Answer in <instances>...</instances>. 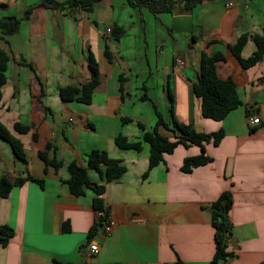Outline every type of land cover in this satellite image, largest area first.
Instances as JSON below:
<instances>
[{"label":"crops","instance_id":"crops-1","mask_svg":"<svg viewBox=\"0 0 264 264\" xmlns=\"http://www.w3.org/2000/svg\"><path fill=\"white\" fill-rule=\"evenodd\" d=\"M173 1L171 11L154 13L129 0H99L89 10L0 0V21L20 18L15 31L9 24L7 31L0 28V49L9 57L0 121L26 154L21 160L0 138V179L24 178L0 196V225L14 230L7 244L0 243V264H213L210 205L226 190L233 195L228 242L234 256L220 264H264V125L248 123L251 115L264 121V55L245 68L229 47L248 34L241 56L256 50L254 36H264V0H203L191 8ZM203 50L224 54L217 74L236 83L242 100L222 120L203 116L192 89ZM90 52L100 69L92 101H63L62 87L89 79ZM177 58L184 64L174 68ZM155 106L170 124L160 126L164 135L173 136V118L199 132L223 129L219 144H206L212 161L184 172V158L201 149L180 145L144 176L149 144L140 151L124 149L115 138L142 139L138 122L151 130ZM16 123L29 130L18 131ZM48 142L55 145L48 156L62 162L59 168L46 166L38 155ZM94 149L126 167L103 196L116 223L110 234L92 231L93 190L75 195L67 183L68 164L86 165ZM91 177L98 181L96 173ZM95 242L99 252L92 254Z\"/></svg>","mask_w":264,"mask_h":264},{"label":"trees","instance_id":"trees-1","mask_svg":"<svg viewBox=\"0 0 264 264\" xmlns=\"http://www.w3.org/2000/svg\"><path fill=\"white\" fill-rule=\"evenodd\" d=\"M99 0H69L67 2H60L57 0H41L37 6H50L54 8L64 7L65 4L81 6L85 9L91 7ZM203 0H183L184 7L191 8L194 3ZM133 4H147L148 7L154 12L171 11V6L176 2L173 0H129ZM30 8L26 11L24 17H28ZM7 24L4 20L0 21V28L7 31L6 25L9 24V31L16 30L20 18L14 16L7 17ZM6 28V29H5ZM116 31V30H115ZM248 34H243L235 44H230L231 51L238 57L241 65L245 68L254 66L258 63L264 55V36L255 35L254 39L257 45L256 50L248 57L241 56V50L247 41ZM209 44V43H208ZM106 55L110 56L108 47L105 46ZM225 58L222 52H216L212 55L205 50L202 51L201 56V69L197 81L193 82L192 89L197 97L201 99V111L203 116L215 120L224 119L232 110L242 104V100L238 94L236 83L231 79H222L218 76L216 71L217 61ZM9 57L0 49V99L2 97V87L7 81L6 70L8 66ZM90 77L84 81L80 86L69 84L60 89V97L63 101H81L83 103H90L96 87L100 81L99 63L95 55L90 52L88 62ZM123 92V86L121 87ZM156 124L149 130L146 126L138 122L139 127L142 129V139L137 141H130L126 136L120 134L115 138V143L120 148L134 149L140 151L144 143L150 146L149 153V167L148 171L144 174L146 176L149 170L162 161L165 155L173 153L174 150L182 145L190 147L197 145L200 147L201 152L197 155L187 156L184 158L181 169L184 172H191L194 167L207 164L212 161V157L206 153V144L213 141L215 145L219 144L224 136V130L221 129L216 132H199L195 130L190 124L180 123L175 118L172 120L173 136L164 135L160 132V126L169 128L170 124L166 123L163 114L155 106ZM130 120V118H123V121ZM264 125V121L258 124ZM15 128L20 132L29 130V126L20 123L15 124ZM255 127H251V131ZM0 138L6 140L12 147L14 153L21 160H26V154L22 142L16 138L9 129L0 121ZM55 149V145L48 142L46 149L40 150L38 155L45 162L46 166L52 165L55 168L62 166V162L55 157L48 156V150ZM67 170L69 178L67 183L70 191L75 195H82L87 189L93 190L95 196L93 197V206L95 210L104 209L108 214V209L104 206V194L106 192L107 183L119 179L126 171V167L122 164L120 159L111 157L105 150L94 149L87 155L86 165H80L76 161L68 164ZM91 172L98 175V181H94L91 177ZM24 178H16L12 181L6 176L0 179V196L7 197L15 184L23 183ZM42 183V180H39ZM233 205V195L231 191L226 190L211 203L212 209V225L214 227L215 236V252L213 255L212 263L220 264L234 256L229 250L228 239L232 233V222L230 220L229 212ZM103 218L96 219V223L92 231L100 229ZM14 230L6 224L0 225V243L5 245L13 236ZM178 264H184L178 260Z\"/></svg>","mask_w":264,"mask_h":264},{"label":"built area","instance_id":"built-area-1","mask_svg":"<svg viewBox=\"0 0 264 264\" xmlns=\"http://www.w3.org/2000/svg\"><path fill=\"white\" fill-rule=\"evenodd\" d=\"M183 64L184 61L181 58H177L176 62L174 63V68L182 66ZM260 122L261 119L259 116L255 117L251 115L248 117V123L250 124V126H255ZM95 211H96V219L103 218L100 228L103 230L104 233L110 234L116 225L115 220L109 215V213L107 214L106 210L104 209H97ZM90 251L92 254H97L99 252V247L96 242L90 245Z\"/></svg>","mask_w":264,"mask_h":264}]
</instances>
